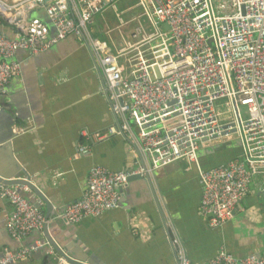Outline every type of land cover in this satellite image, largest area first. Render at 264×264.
Instances as JSON below:
<instances>
[{
	"label": "built area",
	"instance_id": "obj_1",
	"mask_svg": "<svg viewBox=\"0 0 264 264\" xmlns=\"http://www.w3.org/2000/svg\"><path fill=\"white\" fill-rule=\"evenodd\" d=\"M118 1L0 0V20L13 30V35L0 30V110L9 109L7 86L20 72V63L12 59L15 52L37 54L68 36L78 38L90 50L113 117L103 132L92 136L82 131L81 136L87 141L124 136L143 161L116 172L91 166L81 197L59 216L70 223L98 217L119 206L120 188L131 177L185 159L198 171L199 214L208 227L219 228L240 206L254 176L261 178L264 199V0H137V24L129 37L120 35L116 46L93 36L90 24L109 8L120 26L126 24L117 12ZM27 4H46L53 32L40 19L24 16ZM219 100H224L220 108ZM232 136L240 140L242 157L202 169L199 149ZM88 150L82 142L74 155ZM26 191V186L0 182V198L11 206L5 228L18 242L47 222L26 199ZM173 244L177 264H192L182 242ZM45 247L40 242L5 249L0 264L25 260ZM46 254L55 252L47 248ZM208 264H264V240L259 257H237L220 248Z\"/></svg>",
	"mask_w": 264,
	"mask_h": 264
},
{
	"label": "crops",
	"instance_id": "obj_2",
	"mask_svg": "<svg viewBox=\"0 0 264 264\" xmlns=\"http://www.w3.org/2000/svg\"><path fill=\"white\" fill-rule=\"evenodd\" d=\"M4 1L18 4L24 0ZM136 2H117V10L126 16V24L121 27L111 20L113 15L117 18L111 8L93 16L92 35L114 45L119 35L129 37L140 11ZM45 7L30 6V11L23 14L27 19H40L53 32ZM3 22L6 25H0V30L13 35L12 26ZM12 59L20 63V72L7 86L4 100L9 109L0 110V175L12 177L21 168L27 172L47 203L28 188L24 196L39 205L46 223L53 226L50 234L70 253L94 264H177L173 242L178 239L192 264H208L220 248L237 257L263 254L261 178L253 177L246 197L223 226L210 228L198 210V171L185 159L129 179L120 188L119 206L98 217L70 223L59 216L81 197L91 166L116 172L134 168L143 159L124 136L112 135L101 141H87L81 136L82 131L92 136L103 132L113 123L100 73L85 43L68 36L37 54L18 50ZM82 142L88 144V153L75 156ZM241 157L240 140L235 136L198 151L202 169ZM10 210V203L0 198V258L5 249L15 251L22 245L30 247L43 241L41 230L30 232L21 242L13 239L5 228ZM46 250L33 252L14 264H68L47 255Z\"/></svg>",
	"mask_w": 264,
	"mask_h": 264
},
{
	"label": "water",
	"instance_id": "obj_3",
	"mask_svg": "<svg viewBox=\"0 0 264 264\" xmlns=\"http://www.w3.org/2000/svg\"><path fill=\"white\" fill-rule=\"evenodd\" d=\"M45 1L48 2L50 0H45ZM22 9L24 12H28L30 11V5L27 4L23 6ZM21 18L22 16L19 14L16 16L15 21L17 22ZM17 167L19 168L18 165ZM135 177H131L130 179L135 178ZM0 182L4 183L5 185L26 186L28 189L32 190L41 201L47 203V199L45 198V196L41 192H39L35 188V186L31 184L30 178L27 172H25V170L22 168L14 172V176L12 177H3L0 175ZM34 206L36 208H39V205L37 203H34ZM48 206L50 205L48 204ZM46 221H47V218H46ZM51 229H53V226L50 225V222L44 224L43 228L41 229L42 235H43L42 242L45 243L47 248L53 249V251L55 252L56 258L60 257L64 259L68 264H94L88 258H84V257L77 258L72 253H70L68 249L60 243V240L58 238L56 239L54 238V236L50 234Z\"/></svg>",
	"mask_w": 264,
	"mask_h": 264
},
{
	"label": "rangeland",
	"instance_id": "obj_4",
	"mask_svg": "<svg viewBox=\"0 0 264 264\" xmlns=\"http://www.w3.org/2000/svg\"><path fill=\"white\" fill-rule=\"evenodd\" d=\"M118 2H119V1H118ZM116 4H117V3H116ZM116 8H117V7H116ZM119 10H120V9L117 10L118 14L120 15V17H121L122 19H125L126 16H124V15L121 16V13L119 12ZM114 14H115V13H114ZM113 16H114V15H113ZM113 16L111 17V20L113 21V23L116 24V25L120 24L119 21L117 22V20H119V19H117L118 17L115 18V17H113ZM119 27H121V26H119ZM119 27L117 28L118 30H119ZM117 29H115V30L118 31ZM125 29H127V28H125ZM118 34H119V33H118ZM119 39H120V35H119ZM119 39H118L117 43H116V41H114V40L112 39L113 42L115 43V45H118V43H119V41H120ZM223 103H224V100H219V101L217 102L218 108H220L221 105H222ZM222 110H224V109L222 108Z\"/></svg>",
	"mask_w": 264,
	"mask_h": 264
},
{
	"label": "trees",
	"instance_id": "obj_5",
	"mask_svg": "<svg viewBox=\"0 0 264 264\" xmlns=\"http://www.w3.org/2000/svg\"><path fill=\"white\" fill-rule=\"evenodd\" d=\"M0 25L5 26L6 24L3 22V20H0Z\"/></svg>",
	"mask_w": 264,
	"mask_h": 264
},
{
	"label": "bare ground",
	"instance_id": "obj_6",
	"mask_svg": "<svg viewBox=\"0 0 264 264\" xmlns=\"http://www.w3.org/2000/svg\"><path fill=\"white\" fill-rule=\"evenodd\" d=\"M257 177V176H256Z\"/></svg>",
	"mask_w": 264,
	"mask_h": 264
}]
</instances>
